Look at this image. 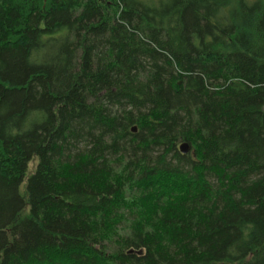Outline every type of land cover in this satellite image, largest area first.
I'll list each match as a JSON object with an SVG mask.
<instances>
[{"label": "trees", "instance_id": "1", "mask_svg": "<svg viewBox=\"0 0 264 264\" xmlns=\"http://www.w3.org/2000/svg\"><path fill=\"white\" fill-rule=\"evenodd\" d=\"M0 264H264V0H0Z\"/></svg>", "mask_w": 264, "mask_h": 264}, {"label": "water", "instance_id": "2", "mask_svg": "<svg viewBox=\"0 0 264 264\" xmlns=\"http://www.w3.org/2000/svg\"><path fill=\"white\" fill-rule=\"evenodd\" d=\"M133 132L136 133L137 132V129L134 128L133 129ZM180 152L183 154V155H187L189 152H190V146L187 144V143H184L180 146Z\"/></svg>", "mask_w": 264, "mask_h": 264}, {"label": "rangeland", "instance_id": "3", "mask_svg": "<svg viewBox=\"0 0 264 264\" xmlns=\"http://www.w3.org/2000/svg\"><path fill=\"white\" fill-rule=\"evenodd\" d=\"M142 2H144L145 4H148V5H158L160 2H166L168 0H140Z\"/></svg>", "mask_w": 264, "mask_h": 264}, {"label": "bare ground", "instance_id": "4", "mask_svg": "<svg viewBox=\"0 0 264 264\" xmlns=\"http://www.w3.org/2000/svg\"><path fill=\"white\" fill-rule=\"evenodd\" d=\"M190 152H191V148H190ZM190 152H189V153H190Z\"/></svg>", "mask_w": 264, "mask_h": 264}]
</instances>
